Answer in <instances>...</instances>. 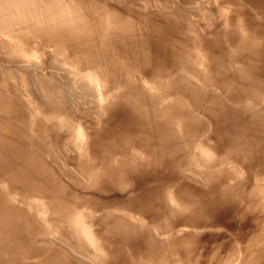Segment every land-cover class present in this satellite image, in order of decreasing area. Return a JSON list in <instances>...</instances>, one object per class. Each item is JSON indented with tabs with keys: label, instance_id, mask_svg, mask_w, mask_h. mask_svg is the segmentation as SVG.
<instances>
[{
	"label": "rangeland",
	"instance_id": "374dc122",
	"mask_svg": "<svg viewBox=\"0 0 264 264\" xmlns=\"http://www.w3.org/2000/svg\"><path fill=\"white\" fill-rule=\"evenodd\" d=\"M4 29L0 264H264V0H0Z\"/></svg>",
	"mask_w": 264,
	"mask_h": 264
},
{
	"label": "bare ground",
	"instance_id": "6f19581e",
	"mask_svg": "<svg viewBox=\"0 0 264 264\" xmlns=\"http://www.w3.org/2000/svg\"><path fill=\"white\" fill-rule=\"evenodd\" d=\"M34 2V1H33ZM7 5V4H6ZM14 11H15V9H13ZM5 13V12H4ZM37 14V13H36ZM22 15V14H21ZM42 15V14H41ZM21 18H22V16H21ZM16 19H17V17H16ZM18 20V19H17ZM9 22V21H8ZM21 23V22H20ZM7 24V23H6ZM14 24V22L12 21V25ZM7 26V25H6ZM6 26H4V28L6 29ZM16 26V24L15 25H13V27H15ZM21 26H22V24H21ZM23 26H25V25H23ZM12 27V28H13ZM17 27H18V29L20 28L18 25H17ZM23 28V27H22ZM4 29V31H1L0 30V33H1V35L2 34H4V35H7L8 34V31L7 30H5ZM24 29V28H23ZM23 29H22V31H23ZM2 30H3V27H2ZM12 30V29H11ZM13 30H16V29H13ZM12 30V31H13ZM18 31V30H17ZM20 31V30H19ZM13 33H15V32H13ZM19 33V32H18ZM18 33H16V34H18ZM23 33V32H22ZM17 36V35H16ZM17 38V37H16ZM7 39V38H6ZM12 39V38H11ZM18 39V38H17ZM19 54H21V53H19ZM21 56V55H20ZM23 56V55H22ZM38 56V55H37ZM24 57V56H23ZM36 57V56H35ZM25 59V58H24ZM92 71V70H91ZM97 71V70H96ZM95 71V72H96ZM89 72V71H88ZM77 73V72H76ZM81 73V72H80ZM98 73V72H97ZM100 73V72H99ZM98 78V77H97ZM88 79V78H87ZM100 79L98 78V79H95L94 80V86H95V88H96V91L99 93L100 91H101V87L99 86L100 85V81H99ZM100 94H101V92H100ZM29 98V97H28Z\"/></svg>",
	"mask_w": 264,
	"mask_h": 264
}]
</instances>
